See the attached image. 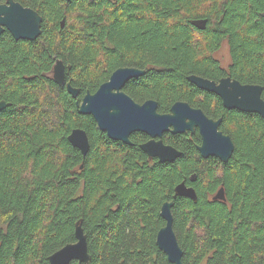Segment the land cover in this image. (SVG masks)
<instances>
[{
	"label": "trees",
	"instance_id": "trees-1",
	"mask_svg": "<svg viewBox=\"0 0 264 264\" xmlns=\"http://www.w3.org/2000/svg\"><path fill=\"white\" fill-rule=\"evenodd\" d=\"M13 1L42 24L34 41L0 36V102L10 104L0 112V264H49L76 242L77 222L90 264H170L155 244L166 202L182 264H264V121L226 110L187 80L229 77L261 86L264 100V0ZM223 47L226 67L215 57ZM56 60L70 67L65 82L77 99L53 82ZM120 68L146 72L121 90L133 100L152 99L160 113L186 102L221 119L234 144L229 161L202 158L199 137L179 135L167 142L180 157L151 165L141 134L126 146L78 114L76 101ZM77 128L88 137L85 157L67 139ZM183 181L197 201L173 199ZM220 188L225 200H212Z\"/></svg>",
	"mask_w": 264,
	"mask_h": 264
},
{
	"label": "water",
	"instance_id": "water-1",
	"mask_svg": "<svg viewBox=\"0 0 264 264\" xmlns=\"http://www.w3.org/2000/svg\"><path fill=\"white\" fill-rule=\"evenodd\" d=\"M41 24V16L33 9L24 7L13 0L0 3V36L7 31L15 41H34L41 35ZM63 24L62 21L61 27ZM191 24L199 30H204L206 20H195ZM69 69L70 67H67V70ZM65 71L63 62L56 60L52 70V80L56 85L65 86L67 93L73 99H77L79 91L72 88L70 84H66ZM145 73L134 68L117 69L94 94L88 92L82 98L83 103L77 110L78 114L91 116L98 129L110 140L119 141L125 145H131L129 136L132 133L140 132L148 135L151 141L141 145L140 149L149 158H157L160 163H172L181 154L173 147L165 145L162 140L155 141L156 137H161V134L170 128L173 134L193 132L194 128H198L201 144L197 150L200 156L204 159L216 158L221 162H228L233 154L234 144L228 135L219 130L221 119H210L202 110L179 101L171 106L170 114L160 115L156 111L154 101H147L140 106L121 91L129 81ZM187 80L198 90L219 97L226 110L257 114L264 121L261 86L242 85L229 77L214 82L193 75ZM9 106L10 104L0 102V112ZM67 139L83 157L87 155L89 141L84 130L80 128L72 130ZM190 181L195 182L196 177L191 176ZM177 197L197 201L195 190L188 187L184 181L174 188L173 199ZM212 200L220 202L225 200L223 188L217 191ZM172 207L173 202H166L160 209V217L165 225L157 232L155 244L170 264H182L183 251L173 230ZM74 238L75 243L68 244L50 255L48 263L71 264L76 261L77 264H90L91 257L81 222L75 224Z\"/></svg>",
	"mask_w": 264,
	"mask_h": 264
},
{
	"label": "flooded vegetation",
	"instance_id": "flooded-vegetation-1",
	"mask_svg": "<svg viewBox=\"0 0 264 264\" xmlns=\"http://www.w3.org/2000/svg\"><path fill=\"white\" fill-rule=\"evenodd\" d=\"M226 48V47H225ZM227 49V48H226ZM227 52H228V49H227ZM124 93V92H123ZM128 96V95H127ZM130 97V96H129ZM131 98V97H130ZM132 99V98H131ZM133 100V99H132ZM136 104H138V105H142V104H144L145 102H147V101H154V100H152V99H144V100H141V101H135V100H133ZM154 102H156V101H154ZM157 103V102H156ZM173 105V104H172ZM172 105H170V107H169V109H168V111L167 112H165V113H160L159 111H158V105H157V108H156V111H157V113L158 114H160V115H167V114H170V110H171V106ZM193 108V107H192ZM195 109H198V108H195ZM238 112V111H237ZM241 113V112H240ZM245 114V113H244ZM247 114V113H246ZM209 118V117H208ZM211 119V118H210ZM136 134H141V136H142V141L138 144V147H139V149H140V146L141 145H143V144H145V143H147L148 141H151V138L148 136V135H146V134H143V133H140V132H136V133H132L130 136H129V140H130V142H131V139H133V138H136ZM179 135H183V136H188V137H192V136H196V137H199V140H200V143L199 144H196L195 145V147H196V149H198V147L200 146V144H201V137H200V134H199V130H198V128H194V130H193V132H190V131H186V132H184L183 134H173L172 132H171V128L168 130V131H166V132H163L162 134H161V137H156L154 140L155 141H159V140H162V142L165 144V145H167V146H171V144L170 143H168L167 141H170L171 139H174V138H176L177 136H179ZM113 141V140H112ZM114 142H117V141H114ZM119 142V141H118ZM119 143H121V144H123L122 142H119ZM125 145V144H124ZM134 144L131 142V145H126V146H133ZM172 147V146H171ZM175 149V148H174ZM141 150V149H140ZM142 151V150H141ZM198 151V150H197ZM143 152V151H142ZM147 156V155H146ZM147 158H148V162L152 165L153 163H155V162H158V163H160L159 161H158V159L157 158H149L148 156H147ZM188 187H190V186H188Z\"/></svg>",
	"mask_w": 264,
	"mask_h": 264
},
{
	"label": "rangeland",
	"instance_id": "rangeland-1",
	"mask_svg": "<svg viewBox=\"0 0 264 264\" xmlns=\"http://www.w3.org/2000/svg\"><path fill=\"white\" fill-rule=\"evenodd\" d=\"M215 57L222 63L224 67L229 64V55L227 49L223 47L220 51L215 54Z\"/></svg>",
	"mask_w": 264,
	"mask_h": 264
},
{
	"label": "bare ground",
	"instance_id": "bare-ground-1",
	"mask_svg": "<svg viewBox=\"0 0 264 264\" xmlns=\"http://www.w3.org/2000/svg\"><path fill=\"white\" fill-rule=\"evenodd\" d=\"M38 38V37H37ZM65 66V65H64ZM67 69V68H66ZM135 69V68H134ZM53 70V69H52ZM142 71V70H141ZM52 75V74H51ZM75 89V88H74ZM125 94V93H124ZM129 97V96H128ZM130 98V97H129ZM77 103H78V106H77ZM82 103H83V101L81 100V101H76V108H77V110L81 107V105H82ZM153 103H155V105H156V108H157V103L156 102H153ZM145 104V103H144ZM144 104H142V105H140V106H143ZM95 121V120H94ZM97 128H98V126H97ZM70 144V143H69ZM71 145V144H70ZM224 190V189H223ZM162 207V206H161ZM164 227V226H163Z\"/></svg>",
	"mask_w": 264,
	"mask_h": 264
}]
</instances>
